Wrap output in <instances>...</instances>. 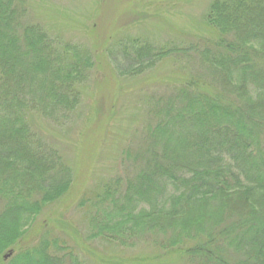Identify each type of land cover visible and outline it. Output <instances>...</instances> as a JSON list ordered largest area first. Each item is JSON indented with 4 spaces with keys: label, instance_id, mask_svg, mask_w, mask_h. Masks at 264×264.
<instances>
[{
    "label": "trees",
    "instance_id": "16d2710c",
    "mask_svg": "<svg viewBox=\"0 0 264 264\" xmlns=\"http://www.w3.org/2000/svg\"><path fill=\"white\" fill-rule=\"evenodd\" d=\"M25 1L0 0V258L80 264L49 219L37 224L70 194L77 168L31 118L72 117L78 86L100 58L117 78L134 80L178 56L185 62L177 77L160 78L165 93L144 97L141 128L130 136L119 129L121 171L92 181L78 202L84 251L100 241L119 251L150 248L133 253L131 264H264V0H210L196 27L201 36L171 28L180 36L155 46L126 28L92 48L53 38ZM135 5L125 10L135 14ZM140 17L162 18L144 9ZM115 108L97 100L84 118L90 163L99 138L111 135Z\"/></svg>",
    "mask_w": 264,
    "mask_h": 264
},
{
    "label": "rangeland",
    "instance_id": "374dc122",
    "mask_svg": "<svg viewBox=\"0 0 264 264\" xmlns=\"http://www.w3.org/2000/svg\"><path fill=\"white\" fill-rule=\"evenodd\" d=\"M94 1L26 0L25 5L31 17L44 23V28L53 38L60 36L72 44L92 48L94 44L98 46L96 43L107 41L110 39L108 36L115 37L126 28L125 33H145L155 46H161L168 39L172 40L173 32L168 30L171 28L201 36L202 31L197 29L198 23L210 0H141L142 6L140 0H102L98 10L93 8ZM134 2L137 8L135 14L125 10L126 4L130 5ZM143 9L149 15L160 13L162 18L150 20L151 22L143 21L140 17ZM113 29L115 31L111 32ZM179 36L178 34L174 37ZM184 62V57L177 56L159 64L152 72L130 80L117 78L105 58H100L95 63L88 82L78 86L80 104L72 117L69 116L58 122L42 119L39 115L31 118V128L40 134L46 144L56 149L65 161L77 168L75 183L70 194L57 204L47 207L38 218L37 224L49 219L51 222L46 223L48 229H52L54 234L60 235L67 241V245L73 248L80 264H115V262L131 264L130 258L133 253L136 255L140 251L151 252L150 248L140 251L139 249L121 250V252L112 244L100 241L89 242L86 244L88 250L84 251L81 238L84 240L86 223L84 208H78V202L83 198L84 192L91 188L92 181L94 185L100 179L112 178L121 171L118 170L120 168L118 145L115 142L116 136L122 134L119 129L124 128L125 133L130 131L128 134L130 136L132 130L141 128L144 124L143 110L146 109V105H142L145 102L144 97L155 93L157 96L163 95L165 89L159 85L160 78L168 73H174L173 76L177 77ZM97 100L105 106L116 104L114 109L116 115L108 123L111 135L107 134L105 139L99 138L101 143L94 155L96 160L90 163L89 145L88 143L84 145V120H86L84 118L91 116L90 111L92 108L94 111ZM89 165L91 175L86 180L85 167ZM36 237L37 235L31 237L25 245H32ZM9 256L8 252L5 253L3 258H0L2 260L0 264H6Z\"/></svg>",
    "mask_w": 264,
    "mask_h": 264
},
{
    "label": "water",
    "instance_id": "95a60500",
    "mask_svg": "<svg viewBox=\"0 0 264 264\" xmlns=\"http://www.w3.org/2000/svg\"><path fill=\"white\" fill-rule=\"evenodd\" d=\"M9 255V254H8Z\"/></svg>",
    "mask_w": 264,
    "mask_h": 264
}]
</instances>
